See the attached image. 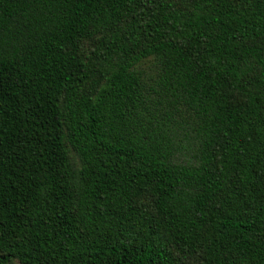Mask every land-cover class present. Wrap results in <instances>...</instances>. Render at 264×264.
<instances>
[{
	"label": "trees",
	"instance_id": "obj_1",
	"mask_svg": "<svg viewBox=\"0 0 264 264\" xmlns=\"http://www.w3.org/2000/svg\"><path fill=\"white\" fill-rule=\"evenodd\" d=\"M264 264V0H0V264Z\"/></svg>",
	"mask_w": 264,
	"mask_h": 264
},
{
	"label": "rangeland",
	"instance_id": "obj_2",
	"mask_svg": "<svg viewBox=\"0 0 264 264\" xmlns=\"http://www.w3.org/2000/svg\"><path fill=\"white\" fill-rule=\"evenodd\" d=\"M17 264V263H16Z\"/></svg>",
	"mask_w": 264,
	"mask_h": 264
}]
</instances>
